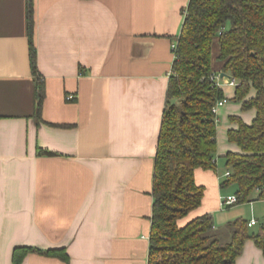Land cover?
<instances>
[{"label":"crops","instance_id":"0c3cea01","mask_svg":"<svg viewBox=\"0 0 264 264\" xmlns=\"http://www.w3.org/2000/svg\"><path fill=\"white\" fill-rule=\"evenodd\" d=\"M27 1L0 0V264H13L15 247L62 248L69 257L30 252L20 264H147L171 45L188 0H32L39 114ZM218 53L214 37L212 70L231 99ZM240 107L218 108L216 169L194 171L204 195L179 224L223 208V155L238 151L227 140L237 127L229 117L250 123L255 115ZM234 264H264L262 251L247 239Z\"/></svg>","mask_w":264,"mask_h":264},{"label":"trees","instance_id":"16d2710c","mask_svg":"<svg viewBox=\"0 0 264 264\" xmlns=\"http://www.w3.org/2000/svg\"><path fill=\"white\" fill-rule=\"evenodd\" d=\"M183 15L154 157L147 264H234L247 239L264 257V218L253 226L247 225L249 219L229 221L225 237L215 229L210 213L179 224L201 204L204 195V187L195 182L194 171L216 169L213 107L226 97L211 79L214 37H218L217 60L222 62V73L237 81L234 96L227 101L240 103L242 111L255 110L250 123L239 116L229 117L237 127L227 130V140L238 151L223 155L229 175L220 188L236 185L235 204L251 202V193L257 189V199L264 198V0H188ZM26 22L39 114L44 83L36 66L32 0L27 1ZM251 89L254 93L248 97ZM38 153L51 154L42 149ZM30 252L69 260L62 248L15 247L12 263L20 264Z\"/></svg>","mask_w":264,"mask_h":264},{"label":"rangeland","instance_id":"374dc122","mask_svg":"<svg viewBox=\"0 0 264 264\" xmlns=\"http://www.w3.org/2000/svg\"><path fill=\"white\" fill-rule=\"evenodd\" d=\"M219 128H222V123H219ZM222 140H220V143ZM221 160V159H220ZM221 162V161H220ZM220 170V169H219ZM221 172L223 180L226 178V172L227 168L225 165H221ZM236 185L231 184L228 185L226 188L223 189L224 195L230 196L235 195L236 191ZM231 193V194H230ZM259 192L257 190L252 191L250 198L252 199L251 202H243L239 204H234L229 207L221 208V210L217 211L216 213H213V221L215 223V229L218 231L220 235H223V237L226 236V223L232 220H235L237 218H242L245 220H248L252 217L257 219L258 224L263 220L264 218V198L257 199ZM257 224V225H258ZM254 226L251 230H254L256 227Z\"/></svg>","mask_w":264,"mask_h":264},{"label":"built area","instance_id":"2783aa9c","mask_svg":"<svg viewBox=\"0 0 264 264\" xmlns=\"http://www.w3.org/2000/svg\"><path fill=\"white\" fill-rule=\"evenodd\" d=\"M176 47H177V41L174 42V43H172V45H171V51H172L173 55L175 53ZM211 79L214 80L215 81V84L219 87L218 76H216L215 74H213L211 76ZM224 79L227 82V84L230 85V86H233L234 87L237 84L236 79L233 78V77H231V76H229V77H225L224 76ZM72 97H73V95H69L66 98L67 99H71ZM226 102H227V98H223V99L218 100L216 102L215 106L213 107V111L215 113H217L218 108L221 107L222 105H224ZM225 174H226V176L229 175V171H227ZM257 191H259V190L257 189ZM236 201H237L236 195L226 196V197H223L221 199V206L223 208L224 207H229V206L234 205L236 203ZM256 222H257V219H255L254 217H252V218H250L248 220L247 225L248 226H253V225L256 224Z\"/></svg>","mask_w":264,"mask_h":264},{"label":"water","instance_id":"95a60500","mask_svg":"<svg viewBox=\"0 0 264 264\" xmlns=\"http://www.w3.org/2000/svg\"><path fill=\"white\" fill-rule=\"evenodd\" d=\"M229 77V75L228 74H226V73H221V77Z\"/></svg>","mask_w":264,"mask_h":264}]
</instances>
